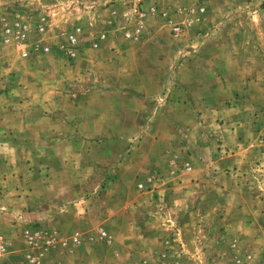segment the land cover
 <instances>
[{"label": "rangeland", "instance_id": "1", "mask_svg": "<svg viewBox=\"0 0 264 264\" xmlns=\"http://www.w3.org/2000/svg\"><path fill=\"white\" fill-rule=\"evenodd\" d=\"M30 1L0 0V121L15 122L20 134L0 139V148H17L15 174L40 209L50 145L64 160L56 181L94 200L88 205L94 232L77 243L73 237L71 247L63 240L66 251L89 242L98 245L78 256L83 264H144L151 240L149 247L176 256L158 264H264V0H144L158 17L148 20L142 41L125 39L133 24L103 29L109 18L98 16L74 55L66 49L81 7L75 0H34L38 13ZM119 5L129 9L135 0ZM165 8L189 14L184 33L171 31ZM15 23L30 26L25 38L8 31ZM101 33L106 40L93 48ZM79 98L110 104L117 121L97 127L114 131L113 138L36 137L49 125L80 129L43 122L54 112L46 106L53 100ZM95 127L83 123L80 130L90 134ZM15 188L21 186L0 185L6 190L0 234L14 213L27 209L7 194ZM106 208L114 213L107 229Z\"/></svg>", "mask_w": 264, "mask_h": 264}, {"label": "crops", "instance_id": "2", "mask_svg": "<svg viewBox=\"0 0 264 264\" xmlns=\"http://www.w3.org/2000/svg\"><path fill=\"white\" fill-rule=\"evenodd\" d=\"M35 1L32 0L30 2H32V5L34 8L36 7L37 12L39 13L41 11V6H37ZM75 1V3L81 7V9H79L80 13L78 11L75 13L78 18L76 19V26L78 28L74 30L79 33V37L82 36L84 28L91 29L93 25L98 24V16H106L109 18L108 20L110 22H108L103 29H113L118 27L119 24H121V26L133 24V29L136 25L139 13L145 15V27L151 17H158L157 11L150 9V4H141L144 0H135V7H130L129 9L119 7L120 0H85L88 5L85 4L86 2L84 0V2H81L82 0ZM87 6L89 8H87ZM46 10L42 8L41 15H45ZM163 10L165 13H163L162 18L165 19V22L171 21L173 24L183 25L189 19V14L184 11H173L174 13H172L169 8H165ZM185 14L188 16V19L187 16L185 18ZM42 21L43 18L40 22ZM45 26L46 25L41 24L38 27H42L44 29ZM143 33L138 39L131 41H142L144 35ZM0 45H4L3 39H0ZM46 106L52 107L54 112L51 114L52 116L48 115V118H44V123H56L52 120H58V123L60 124H62V122L72 123L75 125L77 124L80 129L83 123H91L96 127L90 131V134H88V132H84L80 129L73 131L52 130L49 129V127L52 128L51 125H49L48 130H44L41 134L39 132H35L36 137H42L44 139H104L113 138L115 136L114 131L109 129L99 131L97 127L102 123L108 124L109 122L117 121L116 118H114V109L107 103V101H103L102 99L84 101L80 98L75 99L74 101L71 99L64 101L53 100L52 104L49 103ZM70 108H73V112L68 111ZM13 128H16L15 122L0 121V139L20 137L18 131L13 130ZM10 145L11 146L9 147L0 148L1 152L6 153L5 156H0V162L3 163L4 160V168L0 166V173L2 169H4L3 173L0 175V185L2 182L6 183V185L14 182L21 186L20 189L15 188L13 191L11 190L12 193L8 190L7 194L14 195V200H16L19 206H25L27 209L25 210V208H22V211L13 214L15 217V219H12L13 224H17H12L10 227L7 226L2 228L5 235L1 234L4 236L6 243L8 244V249L4 259H9V261L13 264H46L49 260H52L55 263L58 262L59 264H83V261L78 256L83 254L86 249L91 250L98 244H94V246L89 242H85L82 245H80V243L72 249H68L69 251H66L67 248L63 246L62 242L63 240H66L68 245L71 247L72 245L70 244L72 243L70 242L73 237H79V240L81 241L83 240V236L94 232L96 225L94 220H92V213L88 209V205L91 203L93 204L94 200L80 194L82 193L80 191L78 192L76 190H72L75 188V184L70 186L66 185L67 183H64L61 179L59 182L56 181V176H58V171L62 170V163H64V160L61 159V156L57 153L60 148L55 147L56 145H50L48 148L44 149L42 177L44 178V188L47 187L48 192H46V196L42 197L43 205H41L42 207L40 209L36 205L35 194L26 188L27 182L25 179L21 178L19 174H15V172L19 170L18 166H16L18 164L16 158L17 148L12 144ZM14 150L16 152H14ZM80 154V156H82L83 152H80ZM27 177L33 178L32 176ZM0 192L5 193L6 190L2 189ZM43 195H45V192ZM2 209L5 208L2 207ZM103 213L106 215H103ZM111 215H114L113 209L106 208V210L102 212V216L104 217L101 216V218L105 223H107L106 221H109L107 217H110ZM18 226H20V228H18ZM105 226L107 229L108 223L107 225L104 224L103 227ZM33 233L54 238V247L43 249L41 244L30 246L27 242V235ZM150 233L151 232H149V234ZM156 234L157 230H154V235ZM155 241H157L160 245V242L157 239ZM151 242L152 241L149 240L146 243L148 247H144V255L142 258L144 264H158L161 260H163V257L172 258L174 256L173 259L176 258L175 255L168 252L163 254V252L157 251L156 247H149ZM169 247L172 248L174 246L170 245ZM95 249L92 250L94 251ZM8 251L9 255H7ZM65 251L67 252L66 255L62 254V252L64 253ZM62 255L70 257L69 261H71V263H62V260H65V257Z\"/></svg>", "mask_w": 264, "mask_h": 264}, {"label": "built area", "instance_id": "3", "mask_svg": "<svg viewBox=\"0 0 264 264\" xmlns=\"http://www.w3.org/2000/svg\"><path fill=\"white\" fill-rule=\"evenodd\" d=\"M145 15L142 13L138 14V18L136 20V25L133 29L126 31L124 34L125 39L127 40H136L138 39L144 29H145ZM167 24L171 26V31L176 33L177 35H180L182 33H184L185 27L183 25L180 24H173L171 21H167ZM11 30L13 32H15V35L18 38H25L29 32H30V26L28 24H22V23H15L14 28H9V32H11ZM44 29L42 27H40L38 29L39 32H42ZM106 34L101 33L100 35H98L96 38H94L93 42H92V46L93 48H99L101 46V44L106 40ZM78 45H79V33L78 32H74L72 34L69 35L68 37V46L66 51L68 52V54L70 55H74L76 53V50L78 49ZM39 50L41 51V48L38 49L36 48L35 51L39 52ZM49 48L45 47L42 48L43 54H45L46 52H48ZM35 52V53H36ZM30 52H24L22 54V56L24 58H27L29 56ZM143 187V186H141ZM103 236H105V233H102ZM44 240L45 243L43 245V248L48 249L49 247H51L54 244V240L52 238L49 237H44L41 236L40 234L37 233H33V234H28L27 235V242L30 246H36L38 245V241ZM73 241L75 243H77L79 241V239L77 237H75L73 239ZM8 246L6 243V240L4 238V236L2 234H0V264H4V258L7 252Z\"/></svg>", "mask_w": 264, "mask_h": 264}]
</instances>
